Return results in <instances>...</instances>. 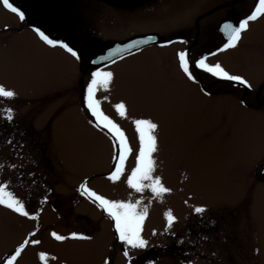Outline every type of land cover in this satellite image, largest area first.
Returning a JSON list of instances; mask_svg holds the SVG:
<instances>
[{"label":"rangeland","instance_id":"374dc122","mask_svg":"<svg viewBox=\"0 0 264 264\" xmlns=\"http://www.w3.org/2000/svg\"><path fill=\"white\" fill-rule=\"evenodd\" d=\"M197 2L201 8L211 5L208 0ZM186 14L177 20L186 22ZM20 22L0 5V30L11 27L0 32V86L16 93L0 97V183L35 218L0 206V256L12 254L37 228L34 240L39 243L29 241L14 264H105L107 252L108 264H264V106L261 111L246 108L239 90L229 93L219 85L197 91L176 69L177 51L167 57L172 59L171 72L162 65L168 51L154 48L111 63L102 70L113 77L95 90L94 98L125 133L132 150L120 178L111 181L108 176L118 163L114 142L82 106L85 91L81 97L76 58L44 44L30 26H21L28 21ZM151 25L158 31L166 28L155 21ZM237 43H245L237 61L215 56L206 63H219L255 88L264 83L257 81L264 65L252 59L259 47L264 52V16L249 22ZM86 78L90 76L83 77L85 88ZM120 103L125 105L124 117L115 108ZM135 119L158 125L152 175L169 192H136L126 183L139 150ZM82 183L106 199L146 211L140 233L146 248L127 246L128 258L120 253L126 246L117 235L114 241V221L81 195ZM196 207L206 211L196 214ZM166 213L175 217L171 226ZM82 216L90 219L91 228L100 221L102 232L72 238L69 224ZM198 220L204 230L196 239L186 228ZM53 232L66 239L57 241ZM181 242L192 245L186 247V256L178 249ZM147 248L152 249L146 253Z\"/></svg>","mask_w":264,"mask_h":264},{"label":"flooded vegetation","instance_id":"af4514ba","mask_svg":"<svg viewBox=\"0 0 264 264\" xmlns=\"http://www.w3.org/2000/svg\"><path fill=\"white\" fill-rule=\"evenodd\" d=\"M198 0H10L15 6L19 7L26 14L24 21L26 25L32 29L39 27L42 31L53 39H59L68 43L71 47L79 51L80 59L77 60L78 79L80 84V95L85 91L86 81L83 77H89L91 72L95 69L89 66V59L91 56L101 51L110 40H124L131 36L148 33H158V39L149 42L153 43L148 46L142 47L130 54L117 58L112 63L121 60L122 58L132 55L141 54L144 51L151 49H157L161 51H168L164 54L163 66L166 71L171 72L169 56H174L173 51L186 52V59L189 60L188 67L194 80H190L188 76L180 67L178 55L175 57V66L184 77L192 83L197 91L207 90L214 86L213 90L219 85V88H225L224 91L239 92L244 95V106L253 111L259 110L264 106L263 100L259 99L260 94H264V83L258 82L255 88H246L239 85H234L232 82L213 77L211 74L204 72L202 69L195 66V61L200 58H205V62L215 56L227 57L229 60L237 61L239 58V52L244 50L245 43L241 46L230 47L222 51L221 49L224 43H226V37L224 33L220 31L224 23H231L234 26H238L241 19H244L255 8L257 0H208L211 5L206 8H201L197 2ZM7 10V9H6ZM9 11V10H8ZM10 12V11H9ZM11 13V12H10ZM185 15L186 22H179L177 20L179 15ZM13 14V13H11ZM15 15V14H13ZM261 17V16H260ZM259 18V17H258ZM258 18L254 21L258 20ZM152 21L164 25V30L152 29ZM138 27L136 29L134 27ZM11 27L7 26L1 29L0 32H7ZM249 25L246 30L242 31L241 35L248 31ZM21 28H18L20 31ZM128 31V33L119 36H113L110 34L114 31ZM58 50L65 51L56 47ZM260 51L252 56L259 65H264V52L259 47ZM237 52V53H233ZM164 53V52H163ZM68 58L71 57L69 53H66ZM254 55V54H253ZM74 59V57H73ZM224 59V58H223ZM251 59V60H252ZM259 59V61L257 60ZM172 60V59H171ZM105 65L100 67L101 69L107 67ZM81 72V73H80ZM231 74V73H229ZM258 80H264V73L258 76ZM87 83L88 79L86 78ZM194 82V83H193ZM262 82V83H261ZM195 84V85H194ZM260 84V86H259ZM251 95V99L246 98L247 95ZM264 96V95H263ZM254 101H256L254 103ZM82 106L85 108L84 102ZM264 115V112H262ZM51 208L56 209L52 201H45ZM41 212V209L37 211ZM80 220V221H79ZM198 224L189 223L186 228L187 232L195 235L196 239L199 238L201 228V220L197 221ZM36 224V223H35ZM86 224L90 227V219L87 217H78V220L69 224L70 231H74L78 234H92L102 232L100 227V221H97L92 228H86ZM96 227V229H95ZM95 229V230H93ZM37 230V228L35 229ZM30 232L32 235H28L29 241L36 239L38 232ZM92 230V231H91ZM204 236V232H201ZM114 241L117 242L116 232L112 231ZM23 239V241L25 240ZM22 241V242H23ZM114 243V242H113ZM113 243L110 245L111 252L115 247ZM191 244L184 245L180 243L178 249L186 256V247H191ZM152 248H147L146 253L150 252ZM125 248H122L120 253L124 255ZM10 253H2L0 256V262L4 261V258L10 256ZM128 258V257H127ZM106 260H109V254L107 252ZM105 260V261H106ZM127 264H130L127 261Z\"/></svg>","mask_w":264,"mask_h":264},{"label":"snow or ice","instance_id":"6c2138e0","mask_svg":"<svg viewBox=\"0 0 264 264\" xmlns=\"http://www.w3.org/2000/svg\"><path fill=\"white\" fill-rule=\"evenodd\" d=\"M0 5L11 13L15 14L20 21L26 19V14L19 7L15 6L10 0H0ZM264 16V0H257L255 8L244 19H241L238 26H234L231 23H224L220 31L224 33L226 37V43L218 51L235 47L237 42L241 39L242 31L246 30L249 22L256 20L258 17ZM33 31L39 37V39L46 45L52 47H60L68 52L72 57L80 59L79 51L71 47L68 43L50 38L48 34L42 31L39 27H34ZM152 37H148L146 40H134L129 44L123 45L122 48L109 49L107 56L101 55L91 60L92 64H100L106 60H111L114 56L121 55L122 50L128 51L133 47H138L141 44L147 43L152 40ZM179 63L181 69L188 76L190 80H194L193 75L188 67L189 60L186 59V52L180 51L178 54ZM195 66L202 69L204 72L211 74L213 77L227 80L234 85L251 88V85L241 76L229 74L219 63L209 65L205 62V58H200L195 61ZM113 73L110 71H104L100 67H97L90 74L89 82L85 88L83 97L84 105L93 117L96 118V127H103L107 130L108 134L113 140L114 159L118 160V163L114 166V170L108 176L111 181H116L120 178L124 162L127 156L131 153L128 140L122 129L114 123L108 116L104 115L99 108V101L95 99V90L99 87L106 86L112 79ZM16 93L12 90H6L3 86H0V97L13 98ZM243 103V101H241ZM115 108L121 117L125 116V105L123 103L115 105ZM11 113V109H7ZM8 120L13 119L11 115H8ZM135 125V131L138 135L139 150L135 156V167L132 168L131 173L127 177V185L134 189L136 192H142L145 188H148L155 195H160L165 192H169L162 186L159 176H153L154 160L152 159V153L157 150V136L155 134L158 129V125L150 119H135L132 121ZM147 182V183H145ZM6 185L0 183V206H4L9 210L29 218H35L31 216L26 210L25 203L17 198L12 192L6 191ZM81 195H86L89 200L96 203L110 219L114 221V228L118 239L126 246L124 250V256L128 257L127 246L133 249H144L148 242L141 237L142 221L146 216V211H136V206L131 203L109 200L103 196L98 195L94 191H91L82 183L78 189ZM138 203V202H137ZM196 214H203L206 209L204 207H196L194 209ZM167 225L171 226L175 222V217L170 213H166ZM155 234V232L153 233ZM29 235H32L31 233ZM57 241H62L66 237L61 236L53 232L51 234ZM71 237L74 239H88L89 237L82 234L72 233ZM29 243L28 239H25L20 243L15 251L4 258L0 264H14V261L21 255L22 250ZM32 244H37L39 241L31 240ZM40 258L44 259V253H40ZM108 264V261H105ZM151 264V262H150Z\"/></svg>","mask_w":264,"mask_h":264},{"label":"water","instance_id":"95a60500","mask_svg":"<svg viewBox=\"0 0 264 264\" xmlns=\"http://www.w3.org/2000/svg\"><path fill=\"white\" fill-rule=\"evenodd\" d=\"M148 37H152L153 39L148 41L147 43H144V44H141L139 45L138 47H133L131 48L130 50L128 51H123L121 52V55H118V56H114L111 60H106L104 61L103 63H100V64H92L91 63V60L94 59L95 57H98V56H101V55H105L107 56L108 52H109V49H114V48H122L123 45H126V44H129L130 42L134 41V40H146ZM158 39V34L156 33H151V34H142V35H137V36H133V37H130V38H127L125 40H121V41H117V40H110L107 45L103 48L102 51L100 52H97L95 53L89 60V64L91 66H93L94 68H97V67H100V66H103L107 63H110L112 62L113 60H115L116 58L120 57V56H123L125 54H128V53H131L133 51H136L144 46H147V45H150V44H153V43H149V42H153L155 40Z\"/></svg>","mask_w":264,"mask_h":264}]
</instances>
